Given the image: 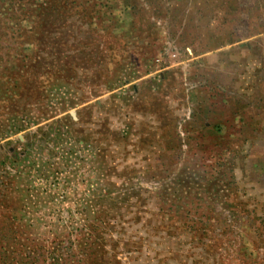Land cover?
<instances>
[{
	"label": "rangeland",
	"instance_id": "rangeland-1",
	"mask_svg": "<svg viewBox=\"0 0 264 264\" xmlns=\"http://www.w3.org/2000/svg\"><path fill=\"white\" fill-rule=\"evenodd\" d=\"M0 264H264V0H0Z\"/></svg>",
	"mask_w": 264,
	"mask_h": 264
}]
</instances>
